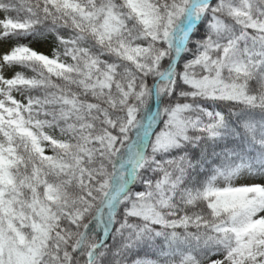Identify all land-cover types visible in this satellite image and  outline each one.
<instances>
[{
	"label": "snow or ice",
	"instance_id": "6c2138e0",
	"mask_svg": "<svg viewBox=\"0 0 264 264\" xmlns=\"http://www.w3.org/2000/svg\"><path fill=\"white\" fill-rule=\"evenodd\" d=\"M0 264H264V0H0Z\"/></svg>",
	"mask_w": 264,
	"mask_h": 264
}]
</instances>
